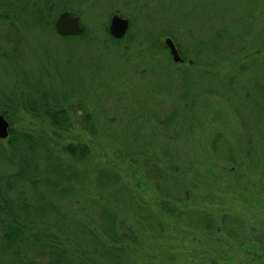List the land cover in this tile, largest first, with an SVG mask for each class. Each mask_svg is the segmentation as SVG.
I'll list each match as a JSON object with an SVG mask.
<instances>
[{"label": "rangeland", "instance_id": "rangeland-1", "mask_svg": "<svg viewBox=\"0 0 264 264\" xmlns=\"http://www.w3.org/2000/svg\"><path fill=\"white\" fill-rule=\"evenodd\" d=\"M41 1L0 6V116L37 140L9 194V217L27 196L29 230L9 247L0 226V264H264V217L237 204L264 214V0H49L80 18L69 39L33 24ZM221 226L237 238L219 243Z\"/></svg>", "mask_w": 264, "mask_h": 264}, {"label": "trees", "instance_id": "trees-1", "mask_svg": "<svg viewBox=\"0 0 264 264\" xmlns=\"http://www.w3.org/2000/svg\"><path fill=\"white\" fill-rule=\"evenodd\" d=\"M9 0H0V6L7 5ZM55 4L54 1L49 0H42L40 3H38V7L33 10V14H31L33 18V24L35 26H46V24L54 25L56 19L58 18V15H54L53 11L55 10ZM65 11V10H64ZM72 14V13H71ZM127 36V35H126ZM126 36L123 38L125 39ZM113 41H121L114 39L112 36H110ZM66 39L69 38H75V37H64ZM123 41V40H122ZM33 110H31L28 106L26 107L28 111H32L34 114H39L40 111L38 110L37 106H33ZM2 114L7 117L6 113L3 112ZM44 114H46L50 120H51V126L54 129H61L64 128V125L67 121V111L62 110H53L52 108H46L44 111ZM8 118V117H7ZM10 137L11 138L8 149L13 154L11 156L16 157L19 159L20 167L18 172L9 178L6 179H0L2 181L0 183V186L4 190H8L7 192H1L0 191V226L5 232V242L9 247H13L18 245V242L22 241L26 234L27 225H29L31 222L29 220H25L24 217L28 218L29 216V210L30 207L28 205L27 196H25L24 191L20 190L18 191L17 195L22 200V203H20L19 212H14V214L9 217V211L12 209V201L9 198V194L14 192L15 189L18 187L17 185H14L17 180H26L28 179V171L30 169L29 161L27 160L28 155L26 152L34 153L36 152V142L37 140L35 137L27 134V133H18L15 132L12 128L10 130ZM2 140L0 141V143ZM40 144V143H38ZM43 146V145H41ZM86 145L81 144H69L67 147H65V151L67 154L74 159L75 161L81 162L83 161L90 153V149ZM1 152V148H0ZM3 213V214H2ZM20 213H24L23 216H19ZM19 252V251H18ZM54 260H52V263H54ZM60 263V261H59Z\"/></svg>", "mask_w": 264, "mask_h": 264}, {"label": "water", "instance_id": "water-1", "mask_svg": "<svg viewBox=\"0 0 264 264\" xmlns=\"http://www.w3.org/2000/svg\"><path fill=\"white\" fill-rule=\"evenodd\" d=\"M57 34L61 37L80 36L84 33V28L81 25V20L78 16L72 15L70 12H63L57 18L54 24ZM130 29V21L126 18H121L116 14L111 19L110 34L115 39H122L127 35ZM166 46L171 52L175 63H182L183 58L172 39L168 38L165 41ZM10 123L4 116H0V139H7L10 134Z\"/></svg>", "mask_w": 264, "mask_h": 264}, {"label": "flooded vegetation", "instance_id": "flooded-vegetation-1", "mask_svg": "<svg viewBox=\"0 0 264 264\" xmlns=\"http://www.w3.org/2000/svg\"><path fill=\"white\" fill-rule=\"evenodd\" d=\"M184 61H185V59H183V62ZM191 63H192V61H190V64ZM258 199L257 198L256 199H249L246 196V198H244L242 201H237V204H240V203L243 204V206H244V212H245V209L246 208H250L253 211V213H254V217H260L261 218L262 216L264 217V214H261V213H258L257 214V212H254V210H253V208L251 206L252 202L249 201V200H253V201L257 202V204L259 205L260 203H262V200H260V199L258 200ZM217 203L218 204H224L225 203V200L223 202H217ZM233 229H234L233 231H227V232H225L224 231L225 229L223 228V226L219 227L218 228V231H217V234H218V237L217 238L218 239L220 238V242L219 243H221V244L223 243V237H221V235L229 236L232 240H235L237 238V236H236L237 235V232H236V229L235 228H233ZM263 232H264V227H263ZM231 245H232V243H231Z\"/></svg>", "mask_w": 264, "mask_h": 264}]
</instances>
